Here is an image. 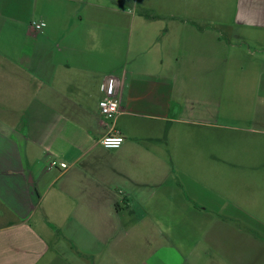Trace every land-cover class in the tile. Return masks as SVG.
Wrapping results in <instances>:
<instances>
[{
    "label": "crops",
    "instance_id": "obj_1",
    "mask_svg": "<svg viewBox=\"0 0 264 264\" xmlns=\"http://www.w3.org/2000/svg\"><path fill=\"white\" fill-rule=\"evenodd\" d=\"M222 1L221 21V0H164L163 13L123 0H0V264H70L71 254L84 264H264V234L246 223L155 213L209 209L196 187L173 188L179 173L156 148L173 124L197 121L187 115L202 111L204 80L212 89L217 79L221 26L264 39V0ZM165 18L180 25L162 48L136 36L125 55L127 28L140 35ZM108 77L115 120L99 109ZM108 132L125 136L121 147L101 144Z\"/></svg>",
    "mask_w": 264,
    "mask_h": 264
},
{
    "label": "rangeland",
    "instance_id": "obj_2",
    "mask_svg": "<svg viewBox=\"0 0 264 264\" xmlns=\"http://www.w3.org/2000/svg\"><path fill=\"white\" fill-rule=\"evenodd\" d=\"M148 4L152 9H147L165 12L164 0H123L122 7L141 10ZM178 4L176 1L175 6ZM223 9L221 0V21L224 20ZM178 25L180 22L171 23L165 18L142 25L145 31L140 35L133 33L131 27L127 28L125 55L136 36L144 45L152 40V50L162 48L166 28ZM222 26L217 59L214 60L219 61L217 79L212 89L204 80L202 111L198 116L187 115L197 121L173 124L165 145L156 148L157 152L163 150L170 156L169 164L179 173L172 179L173 188L196 187L204 193L205 206L209 209L192 213L176 208L155 213L156 217L168 219L171 224L186 217H230L264 234L263 31L236 25L231 33L228 27ZM179 228L172 226V233H178ZM75 250L76 247L72 251ZM71 255H67L70 264H84V258ZM86 263L99 264V260L89 257Z\"/></svg>",
    "mask_w": 264,
    "mask_h": 264
},
{
    "label": "built area",
    "instance_id": "obj_3",
    "mask_svg": "<svg viewBox=\"0 0 264 264\" xmlns=\"http://www.w3.org/2000/svg\"><path fill=\"white\" fill-rule=\"evenodd\" d=\"M31 25L37 32H45V25L42 21L34 19ZM113 88L114 79L113 77H108L103 87L104 96L99 100L100 113L108 120H115L121 113V102L120 99L113 94ZM124 141L125 136L120 132H108L100 139L101 144L110 149L121 147ZM50 167H61L66 169L68 163L53 159L50 162Z\"/></svg>",
    "mask_w": 264,
    "mask_h": 264
}]
</instances>
